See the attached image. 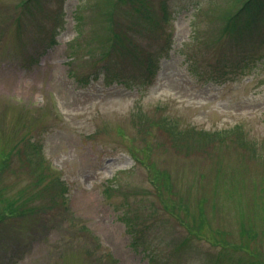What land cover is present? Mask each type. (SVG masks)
Listing matches in <instances>:
<instances>
[{"label":"rangeland","instance_id":"rangeland-1","mask_svg":"<svg viewBox=\"0 0 264 264\" xmlns=\"http://www.w3.org/2000/svg\"><path fill=\"white\" fill-rule=\"evenodd\" d=\"M24 1L0 0V204L17 209L0 264H264V31L218 35L240 0H50L34 23ZM161 4L148 85L97 22L109 9L143 54L159 42L136 22ZM57 7L56 43L30 62Z\"/></svg>","mask_w":264,"mask_h":264},{"label":"trees","instance_id":"trees-1","mask_svg":"<svg viewBox=\"0 0 264 264\" xmlns=\"http://www.w3.org/2000/svg\"><path fill=\"white\" fill-rule=\"evenodd\" d=\"M48 1L50 0H26L21 7L20 15H26L31 12L34 13L33 18L31 19L34 23L37 13L42 10L43 2ZM130 1L131 5L136 9H141L142 6H145V0ZM222 10V13L218 15L221 21L218 28V35L226 36L236 41H243L255 37L264 31V0H240V4L234 11H232V8L226 12L224 9ZM74 14L77 13L75 12ZM63 17L64 12L61 7H57L54 12L48 16L47 22L38 21L34 24L31 50L35 55L30 62H36L40 54L56 43V37L61 30ZM144 17L149 19L153 25L144 21L136 22V24L139 27L144 25L148 31L155 34L153 37L159 42V46L155 48L156 50H153L154 52L148 49V51H145L142 54L140 44H138L133 37L129 38V36L122 35L116 31L115 25L112 22L113 18L111 11L109 9L104 12L102 11L97 26L98 29H102L100 32L107 34V39L110 41L108 52L126 46L131 48L133 53L137 55L131 62V65L136 69L133 71L132 76H136L138 80H144L146 84H150L160 68L161 58L159 57L162 54H160V50L168 51L167 46L164 45L167 42V34H164L165 29L161 28L162 23H166L165 5H160V12H151V14ZM100 22H102L101 27H99ZM246 54L252 59L255 58L251 47H249ZM242 65H245V67L247 66L246 57L245 62H243ZM152 180V183L154 184L155 179L153 178ZM12 203V200H4V206L0 204V219H3L8 214L12 215L11 213L17 212V209L12 206ZM5 211L6 213H4Z\"/></svg>","mask_w":264,"mask_h":264}]
</instances>
